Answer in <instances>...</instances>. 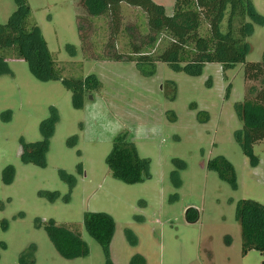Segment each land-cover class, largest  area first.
Instances as JSON below:
<instances>
[{
	"label": "rangeland",
	"instance_id": "obj_1",
	"mask_svg": "<svg viewBox=\"0 0 264 264\" xmlns=\"http://www.w3.org/2000/svg\"><path fill=\"white\" fill-rule=\"evenodd\" d=\"M27 1L61 76L93 75L98 83L73 98L61 79H37L24 60L0 65V264H104L103 249L83 227L87 212L113 219L112 264H137V256L143 264H259L258 250L241 252L235 204L264 205V144L252 146V164L236 139L234 106L260 82L245 80L240 63L205 62L190 73L161 61L101 60L111 51L102 45L105 22L88 28L79 0ZM153 1L171 13L173 0ZM250 2L264 17V0ZM16 7L17 0H0V23ZM121 17L114 49L127 54L144 35V18L126 4ZM249 20L245 59L261 61L264 27ZM52 117L43 163L23 161L22 144L41 141L42 123ZM120 132L148 161L140 181L114 178L105 163ZM220 155L234 169L235 187L208 167ZM187 209L196 210V221L185 219ZM50 220L77 229L87 253L61 256L44 228Z\"/></svg>",
	"mask_w": 264,
	"mask_h": 264
},
{
	"label": "trees",
	"instance_id": "obj_2",
	"mask_svg": "<svg viewBox=\"0 0 264 264\" xmlns=\"http://www.w3.org/2000/svg\"><path fill=\"white\" fill-rule=\"evenodd\" d=\"M122 4L138 8L144 18V35L140 43H129L127 54L114 49L120 33ZM78 5L85 12L88 28L97 19L105 22L107 35L102 45L111 51L103 52L101 60L124 59L150 67L161 61L190 73H197L205 62H218L223 69L242 64L243 78L259 81L260 87L250 86L243 99L234 106L241 124L236 139L251 163H256L252 146L258 142L264 144V51L261 61H246L245 56L249 49L246 38L252 30L249 18L264 27V17L254 11L250 0H173L170 14H166L163 5L153 0H79ZM79 16L77 13L76 19H81ZM77 25L81 41L86 46L87 34L81 32ZM66 47L71 55L75 54L72 45ZM52 56L31 17L28 1L17 0L15 11L5 23H0V65L7 59L24 60L37 79H61L73 98H81L85 89L97 86L98 81L93 75L63 78L62 70ZM53 117L42 123L45 133L41 141L22 144L23 161L43 163ZM105 163L114 178L134 183L142 180L141 174L148 161L137 155L127 133L120 132L113 138ZM208 167L235 187L234 169L226 158L217 156L209 161ZM66 178L70 179V176ZM185 219L196 221V210L190 214V209H187ZM235 219L240 227L242 254L251 249L264 254V205L252 199H240L235 204ZM82 222L87 233L103 249L104 264H112L107 248L114 230L113 219L103 212H87ZM44 228L61 256L70 258L87 253V246L77 229L56 225L52 220ZM136 258L137 264H143L140 257ZM259 264H264V259Z\"/></svg>",
	"mask_w": 264,
	"mask_h": 264
}]
</instances>
